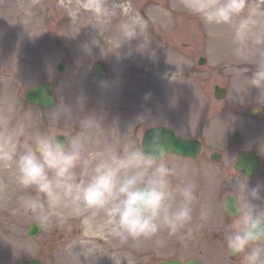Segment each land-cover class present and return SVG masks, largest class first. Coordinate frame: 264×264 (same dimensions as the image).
Returning a JSON list of instances; mask_svg holds the SVG:
<instances>
[{"label": "rangeland", "instance_id": "374dc122", "mask_svg": "<svg viewBox=\"0 0 264 264\" xmlns=\"http://www.w3.org/2000/svg\"><path fill=\"white\" fill-rule=\"evenodd\" d=\"M245 4V13L264 16V0H245ZM147 9L153 14L149 16ZM31 11L40 21L43 14L50 13V26L36 21L34 25H22L23 15L30 16ZM7 16L14 21L5 22ZM138 19L148 21V31L142 36L131 40L118 32L117 25L121 29L122 24ZM61 40L65 45L59 43ZM233 47L228 25L206 26L183 9L180 0H0V121L7 118L9 127L23 125L30 137L38 133H67L72 137L81 133L80 121L90 108L109 134L104 147H120L122 144L113 139L134 129L139 121L159 124L174 118L181 133L192 135L210 116L211 123L205 126L203 135L208 140L205 153L226 147L227 142H221L220 137L232 139L233 132L239 131L243 136L239 149L264 156V88L250 85L259 55L238 59ZM201 57L207 58L202 65L198 62ZM60 61L67 66L63 76L56 69ZM96 61L109 68L102 81L93 77ZM45 80L59 85L56 111H64L71 102L62 115L24 102L25 90ZM215 85L227 87L228 97L216 99ZM80 99L84 101L78 103ZM221 108L223 113L218 114ZM252 108L258 110L255 116ZM145 128L140 127V134ZM91 133L96 142L91 146L102 149L101 137ZM126 136L131 137L129 133ZM131 142L141 148L140 136ZM235 147L228 160L231 165L236 160ZM208 166L212 170L216 167ZM15 172L14 163L0 160V264H20L31 257H41L46 264H146L171 257L174 251L182 258L201 254L209 264L243 262L242 255L232 260L226 250L212 249V245L206 255L178 249L183 241L167 233L160 235L162 245L155 240H121L102 212L83 206L69 205L57 209L48 220L41 219L20 206L21 196H34L35 192L20 189L14 183ZM231 175V186L221 190L220 174L207 170L202 174L206 189L215 197L211 214L216 219L211 223L218 226L215 230L219 235L228 234V222L217 201L220 191L221 200L229 189L246 192L241 202L245 212L249 208L247 193L258 189L264 197L259 187L263 178L257 183L241 174ZM251 202L264 208V199ZM33 222L43 228L35 238L27 235Z\"/></svg>", "mask_w": 264, "mask_h": 264}, {"label": "clouds", "instance_id": "9594fccd", "mask_svg": "<svg viewBox=\"0 0 264 264\" xmlns=\"http://www.w3.org/2000/svg\"><path fill=\"white\" fill-rule=\"evenodd\" d=\"M189 14L206 26L228 25L232 29L233 54L248 60L258 54L250 76L252 87L264 88V16L245 13V0H180ZM126 38L148 31V21L138 19L121 25ZM81 133L61 141L38 133L28 136L23 125L9 127L0 121V160L15 165L14 183L35 195L21 196L26 213L48 220L56 210L69 205L102 212L121 240H155L161 233L191 239L194 226L196 185L190 180L171 181L179 173L165 163L170 146L156 131L146 149L124 142L120 147H92L89 135L100 127L92 116L80 121ZM79 169V171H77ZM248 210L228 226L227 246L233 254L244 253L243 264H264V208L258 189L247 193ZM207 213L200 212L203 220ZM62 219V218H61Z\"/></svg>", "mask_w": 264, "mask_h": 264}, {"label": "flooded vegetation", "instance_id": "af4514ba", "mask_svg": "<svg viewBox=\"0 0 264 264\" xmlns=\"http://www.w3.org/2000/svg\"><path fill=\"white\" fill-rule=\"evenodd\" d=\"M150 1H153V0H150ZM16 4H19V3H16ZM31 13H32V16L30 19H29L28 15H26V16L23 15V18L21 20L23 22L22 24H26V26L31 25L33 21H36V23L39 24V22H40L39 15L36 12L31 11ZM49 14L50 13H48L47 15H49ZM13 18H15V17L13 16ZM67 19L69 20V16ZM9 20L14 21V19L7 16L5 22L8 23ZM62 20H63V18H61V21ZM63 23H64V25L66 24L65 19L63 20ZM32 25H34V24H32ZM66 40H67V42H69V36H67ZM209 118H210V116L206 117L202 121V124L204 125V127L208 123ZM171 120H173V119H171ZM175 123H177V120H175ZM144 124L147 125L148 127L159 126V125L168 126V127L173 128L174 130H176V132L178 129L176 124L172 123L169 125L168 121L167 122H161L159 124L147 123V121L144 123L143 121H139L137 124H135L134 129H132V133L130 135L132 141H137L139 139V136L141 137L140 127H142ZM177 133L179 134V132H177ZM191 137L197 138L201 141V144H202L201 153L197 157H188V156L169 154V155H167V157L165 159V163L170 165V166H174L177 169V172L179 173V175L177 177L171 178L172 183L176 184L178 182H181L182 180H190V181L194 182L196 185V193H197V197H198L197 202L193 206L194 207V226H198V230L196 231L195 235L191 239H188V238L181 239L178 237L177 239H180V242L183 241V244H182V246L177 245V248L181 249V250H186V251H189V249H191V251L198 250V253L199 252L200 253H205V252L207 253L208 252L207 250H209L211 246H209L207 248L206 243L212 244L213 242H215V244L219 245L220 247L227 248L228 246H227V241L225 238L227 234L219 235V233L216 232L214 225L211 223L212 221H215V219H216L211 214L212 211L214 210V207H215V200H214L215 197H213V195H211V193L206 192L205 183L203 182V178H202V174L209 167L208 163L211 164L212 162H214L212 160V153H205V151L207 150L208 140H206L203 137V131L202 130H199L197 133H195ZM232 139H229L226 137V138H223L221 140V142H227L226 147L222 148V150H224V151L213 150V151L222 152L223 161L221 160L220 162H217V164L220 165V167H222V170H220L221 175H223V177H225L226 179L231 177V169H230L231 168V162L228 161L229 157L231 155L230 153L236 149V147H235L236 145L233 144ZM133 143L135 144V142H133ZM239 151L240 150L235 151V153H237L236 157L238 156ZM225 156L227 157L226 159H225ZM225 178H224V180H225ZM225 183H227V180ZM223 188H224V186H222L221 190ZM232 193H235V191H232L231 189H229V191L226 192V195H224L222 197V200H221V191H220L219 197L217 198V201L220 203L221 209L223 208V214L226 217L227 222H229L230 224H232L233 220H240L242 214L245 213L243 205H240V212H239V215L237 217L229 215L225 211L224 199L228 194H232ZM202 210L207 213L206 218L203 220L200 219V212ZM175 241H176V239H174V242ZM185 242H190V243H185ZM195 242H197L198 245ZM229 250L230 249L228 248V251ZM186 251H184V252H186ZM239 255H242V260H243L244 259V253H240V254H238L237 257H234V258L237 259L239 257ZM178 256H179L178 253L174 251V254H172L171 257H178Z\"/></svg>", "mask_w": 264, "mask_h": 264}, {"label": "water", "instance_id": "95a60500", "mask_svg": "<svg viewBox=\"0 0 264 264\" xmlns=\"http://www.w3.org/2000/svg\"><path fill=\"white\" fill-rule=\"evenodd\" d=\"M206 59H200L199 63H205ZM65 69L64 64L58 66L59 72L63 73ZM106 74L105 68L99 64H94V76L97 79L102 78ZM227 94V89L224 87L216 86L215 95L217 98H223ZM25 99L28 102L38 104L44 107H50L55 104L56 96L54 94V87L51 83H43L40 86L28 89L25 94ZM254 113V111H252ZM156 131L162 134L163 141L166 145L170 146L168 153H176L180 155L195 156L199 153L200 144L196 140H189L179 137L174 131L166 127H154L147 130L143 140V149H146L148 143ZM59 140L63 141V137H59ZM235 141H240V136L235 134ZM219 159V156L215 157ZM262 164V158L260 155L251 153L248 151H242L239 155L238 161L235 163V168L238 171L244 172L249 177H254ZM226 209L229 213H237L238 205L234 196H229L226 199ZM42 229L37 223H32L28 235L30 237H36L41 233ZM21 264H45L39 257L30 258L22 262ZM154 264H206L199 259H189L186 261H180L179 259L172 258L164 261H160Z\"/></svg>", "mask_w": 264, "mask_h": 264}, {"label": "bare ground", "instance_id": "6f19581e", "mask_svg": "<svg viewBox=\"0 0 264 264\" xmlns=\"http://www.w3.org/2000/svg\"><path fill=\"white\" fill-rule=\"evenodd\" d=\"M117 27H118V32H121V33H122V30L120 29V26L117 25ZM124 41L127 42V40H126L125 38H124ZM147 53H148V52L145 51L144 56H146ZM256 55H257V54H255V55H253V56H256Z\"/></svg>", "mask_w": 264, "mask_h": 264}]
</instances>
